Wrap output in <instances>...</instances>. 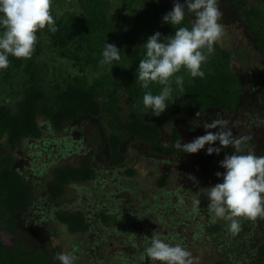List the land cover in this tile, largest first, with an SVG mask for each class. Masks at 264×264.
<instances>
[{
    "label": "rangeland",
    "instance_id": "374dc122",
    "mask_svg": "<svg viewBox=\"0 0 264 264\" xmlns=\"http://www.w3.org/2000/svg\"><path fill=\"white\" fill-rule=\"evenodd\" d=\"M149 1L153 0H52L51 14L57 31L52 33L47 27L38 30L31 58L9 55V67L0 69V105H8L14 112L33 84L26 70L30 62L37 66L38 85L47 93L42 104H53L60 90L78 81L96 87L102 104L99 115L78 116L60 129L41 116L42 138L20 143L14 165L34 185L33 198L23 212L15 215L13 229L0 218L2 241L20 256L43 250V264H61L56 257L70 252L78 257L75 264H154L144 250L156 231L165 242L190 251L193 264H215L219 260L226 264H264L258 255V246L264 241V218H240L242 230L233 235L228 230L229 222H214L209 210L207 189L223 182L216 173L226 171L220 161L234 149L222 148L217 141L212 147H221L219 155H208L209 145L196 156L180 150L172 155L158 154L130 129L131 117L140 115L160 126L162 143L169 145L172 131L177 130L183 145L206 131H218L206 130L204 125L222 119L228 122L233 137L242 140L241 153L264 156V59L257 52L255 35L247 32L244 21L247 9L254 6L264 11V0H218L224 34L201 70H211L224 49L231 51V68L242 83L235 109L210 108L196 115L170 100L160 116H153L150 109H144L143 95L146 91L159 94L163 86L151 82L149 89L142 88L134 105L127 95L119 94L120 101L111 112L108 95L132 71L138 72L139 61L146 55L142 46L147 39L160 32L164 42V38L175 34L165 29L161 17L149 11ZM160 1L172 7L176 2ZM178 2L184 4L185 0ZM186 16L191 28L195 16L187 12ZM71 24L75 27L73 38H63V26ZM106 43L121 51L120 61L100 63ZM175 75L184 77L183 89L194 79L184 68ZM183 94L173 84V96L175 101L181 99V106L188 101ZM112 134L121 137L125 155L124 163L118 166L108 162ZM10 152L5 140H0V159ZM84 157L90 159L96 177L69 184L60 201L52 200L45 182L53 168L76 164ZM161 178L165 179L164 185L159 183ZM197 199L199 205L195 203ZM77 208L84 210L89 225L82 234L70 233L57 219L60 211Z\"/></svg>",
    "mask_w": 264,
    "mask_h": 264
},
{
    "label": "clouds",
    "instance_id": "9594fccd",
    "mask_svg": "<svg viewBox=\"0 0 264 264\" xmlns=\"http://www.w3.org/2000/svg\"><path fill=\"white\" fill-rule=\"evenodd\" d=\"M51 9L52 0H0V69L9 67V55L18 59L31 58L38 30L47 27L52 33L57 31ZM186 12L195 16L190 29L186 26L176 27L175 34L164 38V42H161L162 34L156 32L142 46L146 55L139 61L138 81L144 89H149L151 82L163 86L159 94L146 91L143 95L144 109H150L153 116H160L169 106L168 101L174 103L173 84L180 92L184 91V77L175 75L182 68L193 78L205 76L202 65L208 62L214 52V44L224 34V27L219 23L222 12L218 0H185L184 4L176 0L163 21L172 26L181 25ZM102 56L101 64H111L121 60V51L115 45L106 43ZM227 124L225 120L214 119L204 128L218 131H206L205 135L192 142L182 145L177 141L174 146L188 154L198 153L205 145H209L208 155H219L221 147L234 149L233 154L225 155L220 161V166L226 171L217 172L216 176H222L223 182L208 188L206 196L214 222L215 219L228 221V230L236 235L242 230L240 218L249 221L264 218V156L252 152L241 153L239 146L242 140L233 137ZM217 141L221 147H212ZM195 203L199 205L200 200L197 199ZM144 252L154 264H193L190 251L179 244L165 242L156 231ZM56 259L61 264H75L78 257L70 252L61 253Z\"/></svg>",
    "mask_w": 264,
    "mask_h": 264
},
{
    "label": "trees",
    "instance_id": "16d2710c",
    "mask_svg": "<svg viewBox=\"0 0 264 264\" xmlns=\"http://www.w3.org/2000/svg\"><path fill=\"white\" fill-rule=\"evenodd\" d=\"M172 8L164 1L148 2L149 11L161 17L167 31L175 33V28L180 26L190 29L189 18L186 15L181 25L172 26L164 23L163 17ZM244 21L247 32L255 35L257 52L264 59V11L253 6L246 10ZM63 28L61 36L72 39L74 25H64ZM231 61V51L224 49L214 67L205 72L203 78L195 77L192 83L185 86L183 97L188 101L181 106V99H177L174 105L181 109L186 107L192 113H200L210 108L235 109L241 98L242 83L239 75L232 70ZM26 70L30 73L33 84L26 90L24 98L18 104L17 111L14 112L8 105H0V140H5L11 150L10 154L0 159V218L9 229L15 227V215L28 207L34 192V185L28 182L20 169L14 165V153L23 140L42 138L44 130L40 117L46 118L56 129H60L66 122L78 116H97L102 111L97 88L81 81L69 83L60 90L53 104H42L47 99V93L38 85L37 66L30 62L26 65ZM261 92L264 100V87ZM119 94L127 95L128 99L132 100L131 105H134L135 100L140 98L142 87L138 81L137 71H132L108 95L107 103L111 112L116 110L120 101ZM130 129L136 138L149 142L155 153L172 155L179 150L174 146L181 139L177 130L172 131L170 135L172 141L166 145L161 141L160 126L140 115L131 117ZM109 147V164L118 166L124 163L125 155L121 149V137L118 134H112L109 137ZM197 154L189 155L196 156ZM133 172L134 170H130V173ZM95 177L96 171L91 166L90 159L84 157L76 164L66 163L54 167L45 182V188L52 200L60 201L65 196L69 184L87 182ZM159 183L164 185L165 179L161 178ZM57 219L66 226L70 233L82 234L89 228L86 214L81 208L60 211ZM3 229L0 226V264H43L45 256L43 250L37 249L32 254L20 256L10 246L4 244L1 237ZM258 255L264 262V241L258 246ZM215 264H226V261L219 260Z\"/></svg>",
    "mask_w": 264,
    "mask_h": 264
}]
</instances>
